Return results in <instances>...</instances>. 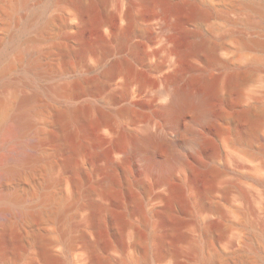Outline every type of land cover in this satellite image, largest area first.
I'll list each match as a JSON object with an SVG mask.
<instances>
[{"label":"rangeland","instance_id":"374dc122","mask_svg":"<svg viewBox=\"0 0 264 264\" xmlns=\"http://www.w3.org/2000/svg\"><path fill=\"white\" fill-rule=\"evenodd\" d=\"M28 3L0 0V160L25 150L30 167L37 162V148L48 164L19 179L0 170V221L10 218L14 225L10 232L0 227L3 264H44L43 243L59 256V264H91L90 242L99 244L97 254L110 264H145V258L146 264L172 259L175 264H232L217 249L223 254L245 250L251 235L264 231V171L238 157L241 150L264 157V120L242 147L232 141L257 126L246 108L264 106V46L256 43L264 42V0ZM212 42L217 46L209 49ZM112 67L130 81L128 95L115 101L111 94L122 91V78L116 80L119 86H106ZM238 74L250 87L237 86ZM86 83L100 88L87 89ZM141 86L144 92L138 94ZM170 86L206 94L210 119L198 118L196 103L168 114ZM56 88L61 89L53 95L56 106L88 112V120L76 118L67 128L77 153L64 148L56 111L45 100L24 109L30 122L27 144L20 134L3 140L4 131L19 120L21 97ZM105 115L117 127L116 136L102 128ZM147 124L161 140L149 162L136 147ZM196 136L202 138L201 152L189 145ZM67 159L82 172L79 187L66 172ZM177 159L188 167L185 182L179 173L163 182L161 174ZM151 162L156 168L148 172ZM215 164L221 166L219 174L210 169ZM57 185L63 199L44 200ZM6 190L20 193L22 202L9 209L2 201ZM172 192L181 205L167 218L158 210L169 204ZM205 193L218 210L201 206ZM95 203L103 205L96 214L99 225L91 217ZM21 209L34 214L32 224L21 220ZM247 252L253 255V248ZM252 262L264 264V246Z\"/></svg>","mask_w":264,"mask_h":264},{"label":"bare ground","instance_id":"6f19581e","mask_svg":"<svg viewBox=\"0 0 264 264\" xmlns=\"http://www.w3.org/2000/svg\"><path fill=\"white\" fill-rule=\"evenodd\" d=\"M25 2H26V5H29V3H28L29 0H25ZM256 43L261 45V46H264V42L256 41ZM209 45L211 46L209 49H211L213 47L215 48L217 46V43L212 42V43H209ZM212 55L213 54L209 55V58L212 59ZM214 58H215V60H213V62H215L216 59H219L218 55H214ZM121 73H122V70L120 68H116V67H114V68L112 67L110 70H108L107 74L109 75V77L107 79L108 83L106 86H114V85L119 86L118 83L116 82V80L118 79V77L122 78L120 76ZM243 75H247V77H248L249 74H248V72H246ZM235 77H236V79H235L236 84L239 88L240 87H250L249 82L247 80V77L242 76V75L239 76V74L236 75ZM81 83H83V82H81ZM91 83H90V85H88L89 83L88 84L86 83L87 89H95L97 86H98V88H100L98 84H96L97 85L96 86L94 83L93 84H91ZM100 84H101V82H100ZM83 85H84V83H83ZM120 86L122 88V91H119L118 93H113V94L110 93L111 98L114 99V101L116 99H119L122 96L128 95V93L130 91L129 79L122 78V82H121ZM86 87L84 89H86ZM182 89H179V88L174 87V86H172V87L170 86V88L168 87V89L165 92V96H166V101H165V106H164L165 111L168 114L175 115V114L179 113L180 108H182L183 105L189 104V103H196L199 107V112L201 114L200 116H198V118L205 120V121L210 119L211 116H210V108H209V103L207 100V95L203 94L201 92H195V91L190 92L188 90H182ZM96 90H98V89H96ZM59 91H61L60 88L51 89L49 91L39 90V91H36L35 93H33L32 95L21 97L19 102H18L20 105V108L22 109L21 112L17 115L19 120H18L16 125L13 122L14 127H12V125H11L10 129H7L6 132L4 131L7 139L3 137L4 138L3 140L8 141V140H10V138L13 139L14 136L16 137L17 134H20L21 137H23V140H22L23 143L27 144V142L30 138L28 137V140L26 139L27 135H28L27 134L28 132H26V130L30 126V122L27 120V118H25L27 110H24V109L28 106H31L36 101L38 102L39 100H45V106L51 107V108L55 109V111H56V113H55L56 114V122L59 126L60 137L63 139L64 148L66 150H68L70 153H73V155H74V153H77L79 151V146H78V144L76 145L69 138L70 135H69L67 128H68L69 123L72 120H75L76 118H81V119H84V121H85L88 117V114H87L88 112L84 108H78V107L61 108V107L56 106V104H55L56 100H55L53 95ZM98 91H100V90H98ZM137 92H138V94H142L144 92V87L141 86L137 90ZM93 93H94V91H93ZM72 94H73V92H72ZM123 111L128 112L129 109L123 108ZM246 111L252 115L251 117L254 119L255 122L257 121V126H256V128L254 127V129L253 128L248 129L245 132L244 136H241L237 139L232 140L234 145H237L239 147H242L241 141L251 140L253 131L255 130L254 131V134H255L263 126V125L260 126V123H261L262 119L264 120V106L257 104V103H251L246 108ZM175 117L178 118V116H175ZM110 120H111L110 116L105 115L103 118L102 128L105 129L106 132H108L110 134V136H112V135L116 136L118 133L117 127ZM142 130L144 133H140L141 135L139 134L136 147H137V150L140 152V154L145 156L146 160H148V162H149V161L153 160V153H154L156 146L159 143L160 135H159V137H157L156 133L150 132L151 131L150 130V124H147L144 128H142ZM137 133H138V131H137ZM202 143H203L202 138L196 136L192 140V142L189 143V145L191 146V148L194 151L201 152L203 150ZM2 144L4 145V143H2ZM24 147L26 148V150L27 149L29 150L28 147H26V146H24ZM22 151L23 150H21V152ZM33 151H34V155L36 156L37 162L32 164L31 166L29 165L30 167L26 166V165H28L27 162H28V160H30L29 159L30 157L29 158L27 157L28 153H26L27 151L25 152V150H24V153H26V156L24 155V153H21L20 151H17L19 153L16 152L15 156L12 155L13 153L9 154L11 156L8 155L9 157H12L14 160L16 159L15 162H13V161L10 162V159L11 160H13V159L8 158L7 156H6L7 159L0 160V170H3L4 171L3 174H6L7 177H10V178L19 179L22 175H25V174L29 175V176L35 175V173H38L48 163L43 162V151H41L37 148L34 149ZM238 152H239V148H238ZM241 155L243 156V158L246 162L253 164L258 171H261V172L264 171V157L263 156L258 157V156L253 155L250 152H243V150H241V154L240 153L238 154V157H241ZM111 163L113 166L115 164V161H113ZM211 167L212 168H210V169H212L215 174H219L221 172V166L220 165L215 164ZM155 168H156V163L151 162L148 165L147 170H148V172H150V171L154 170ZM66 172H69L74 176V183L73 184L76 185V187L81 186L82 172H81V170H79L78 168H76L73 165V162L70 159L66 160ZM176 173L177 174L179 173L181 175V180L185 182V180L187 178V174H188L187 165L185 163H183L182 161L178 160L176 164L174 163L173 166H171L169 169L164 171L163 174H161L162 181L164 182V181L170 179V177L177 176ZM6 175H5V177H6ZM109 184H111V183H109ZM181 184H182V182H181ZM109 187H112V185H109L108 188ZM168 187H170V186H168ZM171 190L173 191V189H171ZM174 190H175V188H174ZM208 195H209L208 193L203 194L202 200H201V206H203V208H205V209L218 210L219 209L218 204L215 201L210 200L208 198ZM63 197H64V195L62 193V190L57 185L56 191H51V192L46 193L44 196V200L63 199ZM2 199H3L2 201L10 209L12 206H14V205L16 206L22 202V195L20 193H18L16 190H11V191L6 190L3 193ZM167 199L169 201L168 202L169 204L166 205L165 207L159 209L158 212L161 215H163L164 217L168 218V217H170V215L172 213L171 209L173 207H179V205H181V204H179L180 202L177 200L174 192H172V194H169ZM102 207H103V205L101 203H95L96 211L93 215H91V217L93 219H95V222L97 225H99L100 221L97 218L96 214H97V212L102 210ZM8 214H9V212H8ZM17 215H19V212ZM43 215H45V214L43 213ZM3 216L0 215V220H2V218H4ZM20 218L24 223H27V224H32V222L35 219L34 214L31 213L29 210H26V209H21ZM206 219H207V217H206ZM11 221H13V220H11ZM11 221H10V218H9V220L6 219L5 221H0V227L3 228L4 230H6L7 232H10L12 230V228L14 227V225ZM115 225L117 227V233L120 236L121 231H120V228L118 227L119 222L115 221ZM11 239H12L11 240V249L13 252L17 253V251H15L16 250L15 244L17 243V239L15 240L14 237H12ZM44 240L45 239H41L42 242ZM162 244L166 245L165 237L162 239ZM89 245L93 249L92 250L93 253H95V254L92 253L93 257H92L91 264H110V259H106V258L104 259L101 256H99V253L97 254L96 250H98V248L96 249V247H99L98 246L99 244L97 245L96 243L90 242ZM263 246H264V231H262V232L260 231L258 233L256 232L255 234L253 233V235H251L250 242L246 243V247L248 249L250 247L253 248V251H254L253 255L248 254V252H247L248 249L246 247H245L246 251L243 248H241V249H238L237 251H234L232 254H228V253L223 254L224 253L223 251H221L220 249H217L216 254L219 256H221V255L225 256L226 255L227 260L229 258L231 261H233L232 264H252L254 256L258 255L260 253ZM166 247H167L166 249H168V251H171V252L173 251L170 245H167ZM41 254L45 259L44 264H59V256L57 254L53 253V251L49 245H46L43 243V246L41 249ZM227 255H229L230 257H228ZM163 261H164V259L161 258L160 262H163ZM143 262L145 264L148 263L146 258L143 260ZM228 263H230V262H228ZM0 264H3L1 257H0ZM168 264H175V262H173V259H172L171 261H169Z\"/></svg>","mask_w":264,"mask_h":264}]
</instances>
